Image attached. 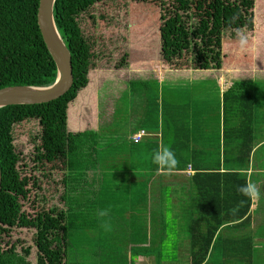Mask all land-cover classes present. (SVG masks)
<instances>
[{
	"label": "trees",
	"instance_id": "obj_1",
	"mask_svg": "<svg viewBox=\"0 0 264 264\" xmlns=\"http://www.w3.org/2000/svg\"><path fill=\"white\" fill-rule=\"evenodd\" d=\"M97 1L101 0H55L52 6L55 27L69 51L72 76L69 89L47 102L0 107V230L10 225L38 229L42 223L39 214L32 217L18 215L21 207L18 200L26 198L29 189L35 186V180L30 178L29 183V177L18 170L19 154L14 149L12 134L15 125L26 120H37L42 132L49 134L54 145L53 154L59 155L63 165L60 179L63 209L58 211L56 222H50L61 229L58 230V243L40 242L39 234L34 232L32 241L36 249L35 264H84L75 261L82 250H86V254L106 256V262L110 259L112 264H131L129 255L133 253L127 254L124 250L146 246L150 241L148 231L151 230L154 234L152 240L157 246L167 239V233L170 232L175 242L184 239V262H163L156 250L154 264H210L207 260L212 254L217 233L221 234L220 242L234 245L240 241L247 242V234L241 233L248 230L251 224V202L237 188L249 178L254 182L253 177H250L252 173L248 174V166L255 167L250 154L256 107H253V92L264 97V90L253 79H264V73H254L250 81L234 80L226 89L222 98L230 94L234 104H231L232 109L224 112L225 117L221 114L220 121H217L218 131L215 135L218 138L213 148L210 147L213 139H204L205 132L207 134L213 123L203 119L200 111L179 125L174 121L169 125V121L163 124L160 111L158 120L149 116V102L132 100L133 93L130 94L132 101L127 98V103L133 102L134 112L142 115L138 130L143 129L144 135L138 140L129 139L131 130L126 127L124 133L121 132L120 140L117 134L120 130L113 128L112 132H107V125L114 126L116 120L118 110H115V106L119 104L120 107V101L121 105L124 104L121 94L115 99L112 96V114L101 120L97 127L69 130L71 126L67 124L65 107L79 90L90 86L87 85V74L91 53L81 32L78 15ZM168 1H171V10L158 16L161 21L158 26L160 46L163 47L159 49V54L165 63L179 58L184 49L193 47L190 42L196 31L200 33L199 43L205 45L209 37L211 40L220 39L222 29L219 22L246 25L250 21V12L246 10L253 3V0H238L237 4L228 1L229 4L226 3L221 14L222 10L217 7L220 0L219 3L216 0V6L200 14L187 35L181 31L184 22L178 19L176 10L188 12L190 7L186 0ZM188 3H192V0H188ZM36 7L37 0H0V88L12 85L43 86L53 80L54 64L37 29ZM200 7L201 4L195 6ZM241 10L247 13L246 17L241 16ZM168 14L172 16L168 17ZM210 18L212 26L207 37L204 31L207 30L206 21ZM250 28L251 25L247 27ZM245 42L251 43V36L248 35ZM255 61V67H264L263 61H260V65ZM208 63L205 61L200 66H208ZM128 84H131L133 90V86L139 85V82L131 79ZM160 103L161 110L162 100ZM137 106L140 109H136ZM173 112L176 116L177 111ZM211 115L214 117L213 113ZM215 116H218L217 111ZM144 130L151 135H147ZM153 136V139H147ZM161 144L170 146L178 161L171 175L157 174L152 160ZM36 158L40 160L41 157ZM221 165H226L228 169L220 170ZM186 166L193 171L192 174L185 173ZM175 173H179L182 179L174 178ZM175 185L182 194L175 193L176 204L168 200L166 193V188L171 191ZM99 209L109 210V215L98 218L96 213ZM55 210V207L52 208V211ZM167 210L172 215L169 228L163 224ZM61 218L63 222H59ZM105 221L110 223V230L102 226ZM224 231L230 233L225 234ZM88 239L95 243L100 239L96 249L90 242L86 243ZM101 241L109 250L102 254L99 253ZM6 247L0 246V264H29L26 260L27 247L21 248V252L15 250L13 243ZM250 251L247 247L245 253L243 247L235 246L230 251L233 255L228 257L234 261L236 258V264H252V259L257 257L260 250L254 249L251 256ZM90 264L99 262L91 261Z\"/></svg>",
	"mask_w": 264,
	"mask_h": 264
},
{
	"label": "rangeland",
	"instance_id": "obj_2",
	"mask_svg": "<svg viewBox=\"0 0 264 264\" xmlns=\"http://www.w3.org/2000/svg\"><path fill=\"white\" fill-rule=\"evenodd\" d=\"M228 1L238 3V0H220L217 7L222 10L221 14ZM170 2L168 0H101L94 2L78 15L81 32L86 39L89 53H91L87 74L89 78L87 85L90 86L79 90L76 97L65 107L67 124L71 126L67 125L69 130L97 127L101 120L107 119L112 114V96L114 95L115 99L121 94L124 104L121 105L120 101V107L119 104L115 106V110H118L116 120L114 126L107 125L108 134L112 132L113 128L117 131L120 130L117 133L120 140L121 132L124 133L125 127L131 130V133L139 131L142 115L134 112V103H127V98L129 101L139 99L149 102V116L158 120V111H160L162 123L169 121L168 125L173 121L179 125V123L189 120L191 115L192 117L196 116L200 111L203 119L213 123L208 128L207 134L205 132L204 139H213L210 147H215L214 141L218 138L215 133L218 131L217 118L219 116H215L216 109H218L215 90H220V87L216 81V72L213 71L222 70L226 73V69L234 68L235 72L226 73L230 76L229 84H231L234 80L241 79L236 78L237 73L241 70L244 72L254 69V59L259 65L260 61L264 62V0H253L250 8L246 10L247 13L250 12L249 25L248 23L246 25L239 23L238 25V22L234 24L219 22L218 24L223 30L220 32V39L211 40L209 37L212 26V18H210L206 21L205 28L207 30L204 31L209 37L208 42L205 45L199 43L200 33L196 31L190 42L193 47L184 49L185 51L179 58L165 63L159 54V49L163 47L160 46L161 38L158 26L161 21L158 16L161 13L167 14L168 10H171ZM186 2L190 11L178 9L176 14L179 16H177L178 19L184 22L181 24V31L189 35L191 26L193 23L195 24L200 14L212 6H216L219 0L217 3L216 0H192L190 4L188 0ZM200 4V8H195ZM241 11V16L246 17L247 13ZM169 16L172 15L168 14ZM250 25L252 30L247 29ZM192 29H195V25ZM241 35L245 37L243 42L240 39ZM248 35L251 36V43L245 42ZM196 43L197 45H195ZM194 50H197L196 56ZM215 57L216 61H214ZM205 61L209 62L208 66H200L204 65ZM131 79L139 82V85L133 86V90L131 84H128V80ZM253 82L261 90H264V79L255 78ZM132 93L133 98L130 100ZM229 95L227 94V96ZM259 99L260 96L256 99L257 106L254 108L253 142L256 144L260 141V143L252 153L253 165L257 166L256 169L259 173L257 172L258 176L256 177V173L253 172L250 177H253L254 182L257 181V185L259 184L260 197H262L260 201L264 203V126L261 121L264 114V100L260 101ZM160 100L163 102L161 110L159 109ZM136 109H140L139 106ZM191 109L193 110L192 114ZM174 110L177 111L176 116ZM211 113L214 114V117ZM236 122L238 123L237 120ZM12 134L14 149L19 154L18 170L22 175L29 177V183L31 182L30 178L33 177L35 180V186L29 189L26 198L18 200L21 206L18 215L32 217L39 214L42 223L38 229L10 225L0 230V246L4 245L8 248L13 243L17 252H21V248L27 247L26 260L29 264H35L36 249L32 241L34 232L39 234L40 242L45 241L52 244L59 242L57 235L60 233L58 230L61 231V229H58V225H52L50 222H56L58 211L63 209L60 197L63 165L59 155L53 154L54 145L49 134L42 132L37 120H26L15 125L12 128ZM147 135H151V133H147ZM153 138L154 136L147 139ZM36 156L41 157L40 160ZM260 170L262 177L259 175ZM175 174L174 178L182 179L181 175L178 176L179 173ZM166 193L168 200L174 204L177 203L175 193L181 194L177 185L171 191L166 188ZM163 204L166 206L165 200ZM54 207L56 210L52 211ZM260 217L261 214H255L252 222L254 225L258 221L254 229L260 230L261 228L264 232V225L262 227L259 221ZM171 221V212L167 210L163 217L165 228L171 226ZM59 222H63L62 218ZM149 225L151 226V223ZM167 234V239L162 240L161 244L157 246L152 240L153 231H148L147 237L150 241L146 246L132 247L130 250L123 249L127 254L131 252L135 254L129 255L131 264H154L156 250L159 252V259L163 262H184L185 251L182 243L184 239L177 243L171 232ZM91 241L92 239H88L86 243L90 242V245L95 248L100 239L96 243ZM60 245L63 247L62 244ZM99 248L101 249L100 254L107 250L102 241ZM84 251L86 252V250H82L76 256L77 263L90 264L91 261H97L99 264H112L110 259L106 262V256L86 254ZM261 252L252 259V264H264V250L261 249ZM82 255L84 259H82ZM222 257L225 260L226 257ZM257 260L258 262H256ZM225 264H236V262L231 261Z\"/></svg>",
	"mask_w": 264,
	"mask_h": 264
},
{
	"label": "water",
	"instance_id": "obj_3",
	"mask_svg": "<svg viewBox=\"0 0 264 264\" xmlns=\"http://www.w3.org/2000/svg\"><path fill=\"white\" fill-rule=\"evenodd\" d=\"M55 0H37L36 25L53 64L54 77L48 85H12L0 88V107L12 104H37L61 96L71 85L69 51L55 27L52 6Z\"/></svg>",
	"mask_w": 264,
	"mask_h": 264
},
{
	"label": "crops",
	"instance_id": "obj_4",
	"mask_svg": "<svg viewBox=\"0 0 264 264\" xmlns=\"http://www.w3.org/2000/svg\"><path fill=\"white\" fill-rule=\"evenodd\" d=\"M235 67V66H234ZM235 68H238V67H235ZM254 69L253 70H245L243 72V70H241L239 73H237L236 75V78H241V79H244V80H252L253 78V74L254 73H264V67H253ZM211 70V69H210ZM227 72L226 73H233L235 72L236 70L234 68H229V69H226ZM232 70V72H230ZM213 72H216V81H217V84L219 85L220 87V90H215V95H216V105L218 107V109H216L217 111V115L218 118H217V121H220V117H221V114H222V117L224 118L225 117V111H227L228 109H232L231 108V104H234V100L231 99V95L229 96H223L222 98V95L225 94L226 90L228 87H229V74H226L224 72H222V70H214ZM231 75V74H230ZM237 80V79H236ZM220 81V83H219ZM253 95H254V105L253 107L256 105L257 106V103H256V99L260 96V101H263L264 100V97H262L259 93H254L253 92ZM262 125L264 126V114L262 115ZM227 122H225L226 124ZM254 140V139H253ZM260 143V141L256 144H254L253 142V145L251 147V155L255 149V147ZM252 157V156H251ZM204 165V164H203ZM257 166L255 167H250V165L248 166V174L249 173H253L255 172L256 173V177L258 176L257 175V169H256ZM255 168V169H254ZM220 170H226L228 169V167L226 165H221V167L219 168ZM192 170H191V174H192ZM259 173V172H258ZM252 175V174H250ZM260 177H262V173H261V170H260ZM261 180V178H260ZM257 185V183H255ZM259 186V184L257 185ZM264 190V189H263ZM261 196V195H260ZM262 198V197H260ZM260 198L259 200L257 201H252L250 200V205H249V210H250V214H251V224L250 226L248 227L249 229L244 231L242 234H247L246 235V239H247V242H238L237 245H234L230 242H226V241H223V242H220V237H221V234L220 232L217 233L214 237H215V240H214V246H213V249H212V254L211 256L209 257V259L207 260L210 264H225L226 262H231V261H234V259H232L231 257H228L229 256H232L233 253H231L230 251L235 249V246L236 247H243V249H245V253L247 252V247L250 251V256L253 252L254 249H259L260 252H261V249L264 250V232L262 231V229L260 228V230H255L254 227L255 224L258 222H256L254 225H253V220H254V215L259 213L261 214V217L259 219V221L261 222L262 224V227L264 225V203H261L260 201ZM256 208L258 210H256ZM225 234H229L230 232L228 231H224ZM220 234V235H219ZM225 237V236H224ZM223 238V237H222ZM245 239V240H246ZM249 240V241H248ZM262 253V252H261ZM263 254V253H262ZM246 255V254H245ZM222 256H227L225 258V260L222 258ZM249 256V255H248ZM247 258V256H246ZM236 262V258H235V261ZM204 264H207V262H205Z\"/></svg>",
	"mask_w": 264,
	"mask_h": 264
},
{
	"label": "clouds",
	"instance_id": "obj_5",
	"mask_svg": "<svg viewBox=\"0 0 264 264\" xmlns=\"http://www.w3.org/2000/svg\"><path fill=\"white\" fill-rule=\"evenodd\" d=\"M241 41L243 42L245 37L241 35ZM132 134V133H131ZM153 163L156 165L157 174L171 175L177 167L178 161L175 153L170 146L161 144L154 152L152 157ZM237 191L244 197L249 198L252 201H257L260 198V188L249 178L245 184L238 186ZM98 218H104L109 215V210L99 209L96 213ZM105 230H110L111 225L105 221L102 223Z\"/></svg>",
	"mask_w": 264,
	"mask_h": 264
},
{
	"label": "built area",
	"instance_id": "obj_6",
	"mask_svg": "<svg viewBox=\"0 0 264 264\" xmlns=\"http://www.w3.org/2000/svg\"><path fill=\"white\" fill-rule=\"evenodd\" d=\"M142 135H144V132L142 130H139L137 132L130 134V139L135 141V140H138ZM185 172L187 174H191V170H190L189 166H186Z\"/></svg>",
	"mask_w": 264,
	"mask_h": 264
}]
</instances>
